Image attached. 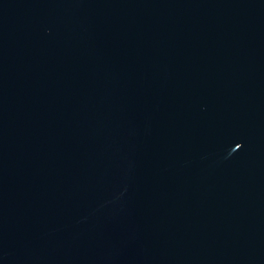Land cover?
<instances>
[{
  "label": "water",
  "instance_id": "1",
  "mask_svg": "<svg viewBox=\"0 0 264 264\" xmlns=\"http://www.w3.org/2000/svg\"><path fill=\"white\" fill-rule=\"evenodd\" d=\"M0 264H264V138L0 61Z\"/></svg>",
  "mask_w": 264,
  "mask_h": 264
}]
</instances>
